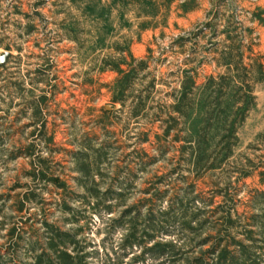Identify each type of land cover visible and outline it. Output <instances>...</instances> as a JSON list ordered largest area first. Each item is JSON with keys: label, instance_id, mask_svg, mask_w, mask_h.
I'll list each match as a JSON object with an SVG mask.
<instances>
[{"label": "rangeland", "instance_id": "rangeland-1", "mask_svg": "<svg viewBox=\"0 0 264 264\" xmlns=\"http://www.w3.org/2000/svg\"><path fill=\"white\" fill-rule=\"evenodd\" d=\"M237 45L264 55V0H0V264L51 255L50 231L71 236L74 264H209V249L247 245V230L264 264L250 219L264 189L231 172L264 156V82L237 131L235 170L189 173L155 122L185 75L197 85L222 75L220 54ZM125 76L124 106L114 105Z\"/></svg>", "mask_w": 264, "mask_h": 264}, {"label": "trees", "instance_id": "trees-1", "mask_svg": "<svg viewBox=\"0 0 264 264\" xmlns=\"http://www.w3.org/2000/svg\"><path fill=\"white\" fill-rule=\"evenodd\" d=\"M249 53L247 56L244 55L242 45L225 47L218 59L219 66L224 69L222 75L209 76L200 85L185 75L182 91L173 96V104L166 107L165 119L157 114L155 122L161 124L159 128L162 130V136L165 138L171 136L172 143L181 144L178 150L180 155L186 158L185 164L189 173L209 174L228 165L231 169L234 168L230 159L238 142L237 131L255 107L254 86L264 82V55L252 56V53ZM245 59L248 63H244ZM110 68L121 76L119 64ZM143 69V65L133 67L131 75ZM126 85H129L128 88L131 87L129 76L119 77L116 81V93L112 98L114 105L124 106ZM140 98L143 97L132 98L133 106L130 112L132 117L140 116L144 110L143 99L141 101ZM256 140L264 144V132L258 134ZM243 160L241 168L231 172H236L241 180L255 174L259 185L264 189V156L258 157L256 164L245 156ZM221 194L218 193L219 196H224ZM260 199H264V192L255 191L252 201L257 202ZM33 200L34 197H30L26 198L25 202L31 203ZM167 216L166 213L161 215ZM224 216L228 222L227 229L234 228L230 216L228 214ZM188 218L189 215L185 222L186 226H190ZM250 219L251 228H257L264 236V207L260 208L258 214L250 216ZM48 233L51 236L49 251L52 254L38 255L34 264H74L71 263L76 259L75 255H72L74 248L71 246L74 243L69 241L71 236L53 231ZM255 234L253 230L244 232L245 240L249 242L247 245L234 239L222 245L221 242L226 240L222 238L220 243L208 250L209 254L214 256L209 264H261L263 261L258 252L262 248L257 247L258 241L253 238ZM57 240L63 242L62 250L53 244ZM69 246L71 254L67 252ZM169 247L171 248V245L168 243L156 244L152 249L162 250ZM230 248H234V251H230ZM43 257H46L47 261H43Z\"/></svg>", "mask_w": 264, "mask_h": 264}, {"label": "water", "instance_id": "water-1", "mask_svg": "<svg viewBox=\"0 0 264 264\" xmlns=\"http://www.w3.org/2000/svg\"><path fill=\"white\" fill-rule=\"evenodd\" d=\"M5 58H6V56H2V57L0 58V64H1V65L3 64Z\"/></svg>", "mask_w": 264, "mask_h": 264}]
</instances>
